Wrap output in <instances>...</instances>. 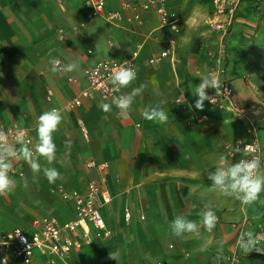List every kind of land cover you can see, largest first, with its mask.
I'll use <instances>...</instances> for the list:
<instances>
[{"label": "crops", "instance_id": "crops-1", "mask_svg": "<svg viewBox=\"0 0 264 264\" xmlns=\"http://www.w3.org/2000/svg\"><path fill=\"white\" fill-rule=\"evenodd\" d=\"M123 1L106 0V9H121ZM229 1L237 2L232 26L225 36L214 33L213 40L225 45L221 78L237 92V102L246 111L245 120L236 119L229 111H214L216 108L206 101L202 111L195 109L199 76L208 71L207 49L188 53L189 63L181 51L175 63L173 58L154 65L148 62L171 40L181 50L183 40L182 32L161 27L155 11L144 12L139 24H113L104 17L86 19L89 7L83 0H0V127L16 124L27 128L30 147L34 148L36 117L54 107L64 116L53 134L57 161L49 165L43 157L39 159L42 168L55 167L63 179L50 184L42 172L34 176L19 160L24 174L10 172L16 187L0 196V228L35 231L34 219L54 218L59 224L72 220V194L84 193L88 181L99 175L87 167L88 159H95L109 165L106 176L112 199L101 207V213L111 236L94 238L55 264H229L241 231L264 235V193L242 211L238 201L213 191L205 174L220 153L228 157L227 145L237 139L248 141L256 136L264 160V0ZM169 2L171 10L185 21L190 17L185 13L192 10L199 22H206L210 0ZM211 16V21L218 18L215 10ZM181 26L187 29L184 23ZM134 51L138 52L137 78L120 94L141 84L147 87L135 98L128 119H118L115 106L104 112L101 104L111 101L98 98H84L79 106L68 108L67 103L86 85V67L101 57L122 60ZM49 53L62 63L78 60L81 72H51ZM195 56L197 67L191 61ZM69 77L78 82L68 81ZM153 78L159 95L153 90ZM49 89L53 93L50 100ZM158 103L168 115L166 123L149 121L142 115ZM66 141H71L70 151ZM208 202L218 217L212 232L201 228L198 237L171 234L172 219L184 215L199 223ZM127 210L129 220L125 218ZM238 250V264H264V254L246 255ZM47 261L48 257L37 250L31 264ZM8 264L24 263L15 257Z\"/></svg>", "mask_w": 264, "mask_h": 264}, {"label": "built area", "instance_id": "built-area-1", "mask_svg": "<svg viewBox=\"0 0 264 264\" xmlns=\"http://www.w3.org/2000/svg\"><path fill=\"white\" fill-rule=\"evenodd\" d=\"M89 7L86 19L91 20L95 17H104L110 23L117 24L126 21L130 24L142 23L143 13L147 11H155L160 17V25L169 29L171 32L179 31V19L171 10L169 0H124L121 9H106V0H83ZM215 14L218 18L211 21L213 29L225 36L233 23L235 11L237 8L236 1L214 0ZM174 44L171 40L169 45L156 55L148 59L150 64L163 63L167 58L174 56ZM134 54V58H133ZM138 52L134 51L131 56L118 60L112 57H101L93 65L84 69V79L86 85L80 89L79 94L73 100L67 103L68 108H75L81 104L82 99L98 98L102 101H111L115 95H120V91L116 92L114 86L109 80L111 72L120 66L134 67L137 70ZM226 59V48L224 43L220 44L215 57L212 70L219 73L222 81V94L215 97V103L207 101V103L220 110L229 111L238 120L247 118L246 111L237 102V92L231 84L221 74L224 72V61ZM60 60V59H59ZM61 61V60H60ZM128 61L129 63H125ZM62 62V61H61ZM68 81L78 82L76 77H69ZM210 96H215L214 89H208ZM52 91L47 90V99L52 98ZM17 127L25 132L26 139H31L27 128L20 127L16 124L1 126L5 132H9V141L15 143L14 135ZM83 130L84 127L81 124ZM251 132V128H249ZM249 146L254 152L245 157L241 153L235 152L236 147L243 149ZM228 159L239 160L241 158L251 159L253 155H259L262 158V150L259 140L254 136L251 140L245 141L237 139L227 145ZM107 162H97L95 159H88L87 167L98 171L96 178L88 181L86 191L84 193L74 192L75 217L62 223H57L56 219L43 218L34 219L33 225L35 231H27L22 228H13L10 230H2L0 228V239L6 241V244H0V260L2 264H8L13 258L18 257L24 264H31L34 260L35 252L41 251L48 257L47 264H55L57 259L65 260L70 257L74 250L81 249L83 246L90 244L94 238H108L111 236V230L101 213V207L109 203L112 199L109 188L107 187L106 170ZM12 173L23 175V165L19 160L15 163L11 170ZM125 218L130 219V212L127 210ZM17 230L20 231L17 236ZM260 234V233H259ZM24 238V241L21 240ZM229 264H238L239 250L237 246L231 250L229 255Z\"/></svg>", "mask_w": 264, "mask_h": 264}, {"label": "clouds", "instance_id": "clouds-1", "mask_svg": "<svg viewBox=\"0 0 264 264\" xmlns=\"http://www.w3.org/2000/svg\"><path fill=\"white\" fill-rule=\"evenodd\" d=\"M49 56L51 72L65 74L81 72L80 62L78 60L62 63L52 53H49ZM125 63L129 62L125 61ZM108 78L114 86V90L119 92L121 89L129 88L132 85L137 78V70L131 66H120L115 68ZM199 80L200 82L197 84L194 94L197 97L194 107L202 111L205 101L214 104L215 97L222 94V81L216 70H210L200 74ZM152 84L154 86V92L159 95L155 78H153ZM146 87V84H141L139 87H132L131 91L127 93L113 96L111 103H102L101 108L107 113L111 112L113 106H115L117 110L115 112L116 117L118 119H128L135 98L141 95ZM208 89H214L215 96H210L207 92ZM142 115L146 120L158 123H166L168 120V115L160 103L146 108ZM63 120L64 116L62 115V111L55 107L51 110L44 111L36 117L35 131L37 140L34 148L30 147L32 140L26 139L25 132L19 127H17L14 135L15 143L9 141L10 133L0 128V196L12 192L16 187L17 182L10 176L13 160L24 161L30 167L34 176H38L42 172L50 184H54L57 180L63 179L55 167L42 168L39 163L41 157L49 165L57 161V147L53 134L59 130ZM16 145H19V147ZM65 147L70 151L71 141H66ZM254 151L249 146H245L243 149L240 147L235 148V152L241 153L245 157ZM205 174L207 179L211 181L210 188L225 197H230L238 201L242 211L258 201L261 193H264V160L259 155H253L251 159L241 158L235 162H231L227 156L220 153L216 164L212 168L206 169ZM27 186L28 182L25 179L24 187ZM213 207L212 202L203 205L199 223L186 218L184 215H177L169 223L171 234L177 238L185 234H192L198 237L200 236L201 228L212 232L218 223V217L213 211ZM19 234L20 231L17 230V236ZM21 240L24 241V238L21 237ZM6 243V241L0 239V244ZM236 246L246 255L252 252L264 254V235L254 233L253 231H241L236 240ZM110 258L115 259L112 253H110Z\"/></svg>", "mask_w": 264, "mask_h": 264}, {"label": "rangeland", "instance_id": "rangeland-1", "mask_svg": "<svg viewBox=\"0 0 264 264\" xmlns=\"http://www.w3.org/2000/svg\"><path fill=\"white\" fill-rule=\"evenodd\" d=\"M210 2L211 3L206 4V7L208 8L209 13H208L206 22H203V23L201 21L199 22L198 17H197L198 15L195 11L190 10L187 13H185V15L190 16V17H186V19L189 18L187 21L182 19V15L176 12V16L179 19L178 21L179 32L178 33L182 32L181 34H182L183 40L181 39V43L179 44V46L181 47V50L178 49L177 47L178 45L176 43L174 45V56H173L174 63L177 61L178 51H181V53L183 54L182 57H184L185 62L189 63L190 61L188 60V57L186 56L188 53H191L192 55H194L200 50L204 51V49H207L205 52L207 53V61H206L205 66H208V69H207L208 71L212 70L214 62H215V57L217 55V51L221 44V41L218 45L215 44V40H213L214 33L215 34L217 33V35L219 34L220 37H221V33L215 32V30L211 26V19H212L211 14L214 13L215 5H214V0H210ZM209 16L211 17L209 18ZM181 23H184L187 29L183 28L182 30ZM205 40H207L206 43H205ZM191 61L194 62L195 67L198 66V65L196 66V64L199 63V59L196 56L193 57ZM215 110L219 111L217 109H214V111ZM219 112H222V111H219Z\"/></svg>", "mask_w": 264, "mask_h": 264}]
</instances>
